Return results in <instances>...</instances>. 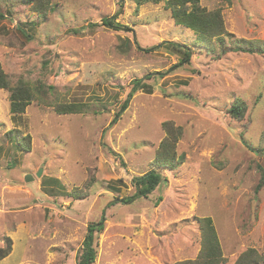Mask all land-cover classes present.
I'll list each match as a JSON object with an SVG mask.
<instances>
[{
    "label": "rangeland",
    "instance_id": "rangeland-1",
    "mask_svg": "<svg viewBox=\"0 0 264 264\" xmlns=\"http://www.w3.org/2000/svg\"><path fill=\"white\" fill-rule=\"evenodd\" d=\"M50 2L41 19L27 0H0V63L13 83L36 91L13 114L10 91L0 90V248L12 240L0 264H78L88 226L103 217L94 264L195 259L204 217L224 264L248 249L264 255V53L232 50L244 40L264 45V0H202L220 10L228 33L212 39L213 49L177 26L163 1ZM114 16L129 30L102 26ZM167 41L188 46L190 64L175 67L183 53ZM136 79L147 88L113 123ZM237 99L248 107L242 121L228 113ZM71 103L88 109L56 111ZM165 122L183 129L185 163L158 169L167 180L148 197L110 206L152 170Z\"/></svg>",
    "mask_w": 264,
    "mask_h": 264
},
{
    "label": "trees",
    "instance_id": "trees-1",
    "mask_svg": "<svg viewBox=\"0 0 264 264\" xmlns=\"http://www.w3.org/2000/svg\"><path fill=\"white\" fill-rule=\"evenodd\" d=\"M165 2L167 7L172 13V18L177 26H182L193 31L196 35L200 36L202 40L208 43V47L211 48L210 43L212 39L222 38L228 35L223 16L220 10L210 11L207 8L201 6L202 0H136L138 5L153 2L160 3ZM28 4H31L33 13H37L44 19L46 13L50 10V0H27ZM0 19H4V15L0 14ZM93 25V24H92ZM102 26L115 29L116 31L129 30L127 27H122L119 23H116V17H105L102 19ZM235 45L234 52L255 54L256 52L264 53V45L255 44L248 41H242ZM164 46H171L174 50L183 53V58L179 65L175 67H181L184 64H190L193 51L188 46L181 45L175 42H164ZM221 47V53L226 54L225 47ZM148 51H152L148 50ZM174 67V68H175ZM163 73H152L150 76L159 75ZM133 90L128 98L121 105L120 110L116 113L113 123H117L122 113L129 106L130 100L134 94L138 91H145L148 85L143 83L142 79H136L133 81ZM6 89L10 91V105L11 112L13 114L24 113L26 107L31 104L34 99L36 91L27 85L24 81L19 80L13 83L8 74L4 71L2 64L0 63V90ZM33 91H35L33 93ZM40 91V90H39ZM38 91V92H39ZM41 92V91H40ZM87 104H62L58 105L56 111L61 115L66 114H79L84 113L88 108ZM247 104L242 99H237L234 104L228 110V113L237 121H242L247 113ZM165 131V138L160 143L156 159L152 165V170L143 176L134 177L132 184L136 188V192L131 197H123L121 200L114 199L109 205H116L117 203H131L140 197H148L151 195L162 183L167 179L161 175L158 169H168L174 171L185 163V156L180 155L177 151V144L183 136V129L176 127L171 122H165L163 124ZM12 132V131H11ZM9 132V133H11ZM22 140H29V137H24ZM23 139V138H22ZM242 143L246 147H251L241 135ZM29 143V142H28ZM24 148V144L22 143ZM25 149H29V144L25 146ZM262 182L257 188V192L264 188V171L262 170ZM80 194V193H79ZM79 194L74 196L78 197ZM104 220L91 223L88 226V233L84 239L82 245V254L78 264H94L97 257V250L95 248L96 234L101 233L104 230ZM200 231H201V250L198 256L192 260H185L175 264H224L226 262L222 245L213 224V220L209 217L199 219ZM12 253V240L7 237L5 247L0 248V261L6 259ZM236 264H264V255H260L255 249H248L238 258Z\"/></svg>",
    "mask_w": 264,
    "mask_h": 264
},
{
    "label": "water",
    "instance_id": "water-1",
    "mask_svg": "<svg viewBox=\"0 0 264 264\" xmlns=\"http://www.w3.org/2000/svg\"><path fill=\"white\" fill-rule=\"evenodd\" d=\"M32 180H33V177L27 176L26 182H29V181H32Z\"/></svg>",
    "mask_w": 264,
    "mask_h": 264
}]
</instances>
